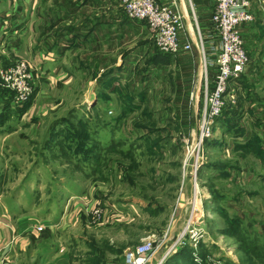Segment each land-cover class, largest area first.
I'll list each match as a JSON object with an SVG mask.
<instances>
[{
    "label": "rangeland",
    "instance_id": "obj_1",
    "mask_svg": "<svg viewBox=\"0 0 264 264\" xmlns=\"http://www.w3.org/2000/svg\"><path fill=\"white\" fill-rule=\"evenodd\" d=\"M85 4L67 26L59 19L70 15L51 21L58 28L51 36L79 31L81 22L99 19L104 10L128 17L120 0ZM57 11L56 4L51 13ZM129 20L130 27L97 22L82 46L72 36L61 57L64 68L58 60L52 69L69 75L53 82L44 64L32 61L45 47L39 42L29 49L43 41L29 35L30 23L21 24L18 41L1 42L0 32V50L9 58L0 67L25 64L32 87L20 105H12L9 94L0 101V228L15 229L24 218L28 233L50 229L24 251L23 264H129V254L146 242L152 246L143 254L146 264L168 263L182 247L197 264H252L250 258L264 264V156L246 139H264V104L254 95L255 82L264 87V71L247 77L250 99L239 97L242 84L227 93L231 128L205 125L200 37L191 50L169 56L146 22ZM2 26L8 24L0 20ZM184 52L194 54V67ZM256 58L262 71L264 56ZM208 69L212 84L215 69ZM236 108L239 116L232 114ZM239 140L247 144L238 147ZM255 247L259 256L250 254Z\"/></svg>",
    "mask_w": 264,
    "mask_h": 264
},
{
    "label": "built area",
    "instance_id": "obj_2",
    "mask_svg": "<svg viewBox=\"0 0 264 264\" xmlns=\"http://www.w3.org/2000/svg\"><path fill=\"white\" fill-rule=\"evenodd\" d=\"M214 11L210 28L206 33L198 29L205 61V105L202 113L204 124L215 122L225 106L231 80L239 78L250 63L242 27L255 20L253 0H213ZM121 7L132 20L144 21L152 32L158 49L166 54L177 55L191 50L192 43H181L180 32L185 28L183 0H120ZM210 50L211 63L206 55ZM214 67L213 83H210L208 65ZM0 88L4 89L0 101L12 96V105H20L32 91L31 75L25 64L5 69L0 67ZM195 236V235H194ZM193 246L195 243L192 244ZM196 246V247H195ZM197 248L198 245H195ZM146 242L129 254V264H146L143 254L151 249ZM196 261L201 262L195 253Z\"/></svg>",
    "mask_w": 264,
    "mask_h": 264
},
{
    "label": "crops",
    "instance_id": "obj_3",
    "mask_svg": "<svg viewBox=\"0 0 264 264\" xmlns=\"http://www.w3.org/2000/svg\"><path fill=\"white\" fill-rule=\"evenodd\" d=\"M43 1L45 0H41V1L40 0H0V13L4 11V14L0 15V20H2L3 23L5 22L8 24V27L2 26L0 28L1 30L0 32H3L2 38L4 39V40L1 39V42L3 41L6 42V39H8L9 37H11L13 40L17 39L18 41V39L21 37L19 34L20 33L19 30H21L23 27V25L21 24L24 22L31 24L30 26L31 34L29 35H33L34 37V34H35V37L37 36L38 38L39 36L40 37L39 40L42 39L43 41H38L37 39L36 42H34L33 40H31L33 42L28 46L29 49L30 47H33L34 45H36V43L37 45L34 46V48L35 47L40 48L39 42L40 44H43L45 47V48L41 47L42 49L38 51L39 56L37 54L35 55V57H31V58H34L37 60V61L32 60L34 64L39 65V63L41 64L43 63L44 64L43 68L46 72H48L49 76H50L49 72H51L52 77L49 78L48 81L53 82V79L60 81L61 79H66L68 77L69 75L68 71L67 70L65 71L63 69L64 66H62L64 65L66 56L63 57L64 60H62L61 57L64 56V54L67 51V48H69L68 42L70 41L69 39L72 36H74L75 44L82 46L83 42H87L91 40L94 34H96L97 22H100L102 24V23H113L114 21H117L119 23L124 24L127 27H130L128 23L129 22L128 17H126L128 21L126 22V18H124L123 14L118 15L116 14V12L114 13L113 11H110L112 12L111 14L105 15L104 13L106 10H104L103 15H101L99 19H97L96 17L94 18V20L90 18L86 21H83V23L81 22L79 31H75L71 33L70 31L67 32L65 30L64 31L58 30L59 31L58 35L51 36L52 32L58 29L52 26L55 22L51 23V21H53L57 16L59 18L61 17L64 18V14L68 16L70 15L69 18L66 17L63 20L59 19L62 22L63 27L67 26V24L71 22L69 20L72 17H74L75 14H79L80 11L85 8L86 4L84 5V3L89 2L90 0H80V2L79 0H58V1L49 0L47 1L46 4H44ZM191 2L194 5V9L196 11L198 25H196V23H193L192 21L193 16L190 11L188 0H183V3H184L183 10L185 12V18H184L185 28L181 30L180 32V40H181V43L191 42L193 45V42H195L194 40L197 41L198 34H199L196 31V29H199L203 34L209 30L208 28L210 26L211 17L214 11V1L213 0H191ZM56 4L58 6L57 15L51 13V11H55ZM105 5H106L105 6L106 8L107 5H109V3H106ZM61 7H64V9H61ZM39 9L40 11H42L41 15H39L38 13ZM252 10L255 13V20L245 25L244 27H242V32L245 37V43L249 51V54L251 53L250 58H251V55L254 57V59L252 58V61L250 60L249 68H248L249 70H252L253 72L243 73L239 77L241 78V81H239L240 84L241 82L246 83V81L248 80L247 78L248 76L251 75L253 78L254 73H256V75L258 76L259 72L261 73L264 71V68L262 71H261L262 67L261 69L259 68V65H260L259 62L258 64L257 62L256 64L254 62V60H257L256 56H259V55H261V57L264 56V0H253ZM37 14L39 15L38 18H37ZM37 21H41V24H37L36 23ZM46 24L50 25V27H47ZM40 25H41V28L39 29ZM32 32H34V34ZM27 34L28 32L26 33V35ZM45 37H47L48 43L47 41H44ZM22 40L23 38H21L20 40L21 44H22ZM183 55L189 61L190 59H192L193 67H194L195 60H196V58L194 57V54L190 56L189 52H184ZM206 55L209 56V54H207V50H206ZM5 59L9 60V58L7 57V54L0 50V63L1 61H4ZM58 60H62L60 61L61 62L60 66L63 67L62 70H64L63 72L64 74L57 73L56 75H54L52 74V69L53 67H55L54 64ZM58 70H60V68H58ZM204 76H205V72L203 74V79H204ZM237 79H233V81L234 80L235 81L232 84V86L236 85ZM259 83H262V82L259 81ZM254 85L256 87L255 92L258 93V95L261 97V98L259 97L261 99L260 101H262V103L264 104V92L262 91L264 87L262 86L260 90L257 87V82H255ZM25 224H26V221L23 218V221L19 220L17 222V226L15 229L14 228L12 229L9 227L8 229L10 230H8L7 228L3 226H2L3 228H0V264H23V260L26 258V256L24 257L23 255L24 251H26L28 248L30 249V245L32 244L34 245V241L37 240L38 237L41 239L43 235L45 236L51 235L50 229L40 232L41 234L38 233L36 230H32L28 233L27 232L28 228L25 227ZM7 244L9 245L8 247H6ZM9 251H12L14 254H11ZM52 259H55V258L53 257ZM232 263L239 264L237 262H232Z\"/></svg>",
    "mask_w": 264,
    "mask_h": 264
},
{
    "label": "trees",
    "instance_id": "obj_4",
    "mask_svg": "<svg viewBox=\"0 0 264 264\" xmlns=\"http://www.w3.org/2000/svg\"><path fill=\"white\" fill-rule=\"evenodd\" d=\"M212 18V17H211ZM131 20H129V22H130ZM126 22H128L127 20H126ZM129 26H130V24H129ZM211 26V25H210ZM210 26H209V28H210ZM208 28V29H209ZM166 55H169V56H172V54H166ZM233 80H231V82H232ZM237 81V84L238 85H241L242 84V90H237L238 91V95H239V97H244V96H246V98L247 97H249V99L252 97V95H251V93H250V90L248 89V88H250V87H248V85H246V83H242L241 82V84L239 83V81H241V78H239V79H237L236 80ZM230 82V85H229V88H228V92L230 91V89H231V87H232V84L234 83V82H232L231 83ZM237 89V88H236ZM247 89V90H246ZM254 89V88H253ZM254 95L256 96V98L257 97H260L259 95H258V93L257 92H255L254 91ZM227 110V109H226ZM226 111H224L223 110V112H222V114H221V116H219L216 120H215V122L217 123V124H227L228 126L226 127V130H228L229 128H231L232 126V123L234 122V120H235V118L234 117H232V118H229V117H226L225 115H226ZM240 113H241V110L239 109V108H236V109H234L233 111H232V114L233 115H235V116H239L240 115ZM253 115H254V112L252 111L251 112ZM218 125V126H219ZM243 134V133H242ZM246 139H248L249 141H250V145L251 146H253V147H255V148H258L259 150H263V153H262V155L264 156V149L260 146V143L262 142L263 143V141H264V139L263 138H261V136L259 135V134H255V135H251L250 137H248V138H246ZM249 143V142H248ZM245 144H247V143H244V142H241L240 140H239V142H238V147H241V146H243V145H245ZM216 204H218L217 202L215 203L214 202V206H216L217 207V205ZM215 208V207H214ZM214 210H216V209H214ZM231 217V216H230ZM233 218V220L235 221V222H239V218H236V217H232ZM234 225V224H233ZM233 228H236V226H233ZM239 230V228L237 227L236 228V231H238ZM222 231H225V230H222ZM244 242V241H243ZM248 254V253H247ZM250 254L251 255H260V253L258 252V248L257 247H255L254 249H252L251 250V252H250ZM263 254H261V256H262ZM250 260H251V263L252 264H256V262H258V258H256V259H253V258H250ZM171 261H173L174 263H171ZM171 261L170 262H168L167 263V261H165L164 262V264H197L195 261H194V257H193V252L191 251H189V249L187 248V247H182V248H180V249H178L176 252H174L173 254H172V256H171ZM205 264V263H204Z\"/></svg>",
    "mask_w": 264,
    "mask_h": 264
},
{
    "label": "bare ground",
    "instance_id": "obj_5",
    "mask_svg": "<svg viewBox=\"0 0 264 264\" xmlns=\"http://www.w3.org/2000/svg\"><path fill=\"white\" fill-rule=\"evenodd\" d=\"M192 217V216H191ZM197 243V242H196Z\"/></svg>",
    "mask_w": 264,
    "mask_h": 264
}]
</instances>
